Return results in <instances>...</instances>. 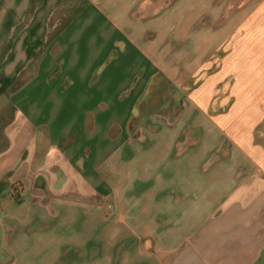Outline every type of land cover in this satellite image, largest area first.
<instances>
[{"label":"crops","instance_id":"0c3cea01","mask_svg":"<svg viewBox=\"0 0 264 264\" xmlns=\"http://www.w3.org/2000/svg\"><path fill=\"white\" fill-rule=\"evenodd\" d=\"M212 3L0 0V83L35 64L5 97V264H264V0L200 30ZM158 77L186 104L130 123Z\"/></svg>","mask_w":264,"mask_h":264},{"label":"rangeland","instance_id":"374dc122","mask_svg":"<svg viewBox=\"0 0 264 264\" xmlns=\"http://www.w3.org/2000/svg\"><path fill=\"white\" fill-rule=\"evenodd\" d=\"M255 1L256 0H214L212 6L221 8V17L215 19L210 25L208 23L209 21L211 23V20L206 18V16L200 17L195 20V27H199L200 30L207 26L212 27V25L218 28L222 25L224 17L254 6ZM34 69L35 67L30 68L29 66L27 69L23 70L19 76L20 78L16 82L3 83L1 81L2 83H0V87L3 89V91H0V94L4 95L2 96V99H0V111L2 110L0 114V146L6 144L9 137L10 126L15 122L14 108L9 102V99H6L5 97L15 91L27 78L33 76ZM27 70H29L30 73H27ZM205 78L206 74H202L199 77L201 82H203ZM187 89L185 83H175L167 79H162L159 82L158 77V80L152 83L151 89L147 94L148 96L141 100H137V109L133 115L129 116L128 121L138 126L139 124L148 121L153 112L165 113L166 118L169 121H173L177 115V111L187 102ZM136 133H138V130L134 131V134ZM12 186L14 188L12 192L14 201L21 202L23 196L20 191L16 190L21 188V192H23L25 185L22 182H15ZM9 260L10 256L5 255L0 247V264H5V262H8Z\"/></svg>","mask_w":264,"mask_h":264},{"label":"built area","instance_id":"2783aa9c","mask_svg":"<svg viewBox=\"0 0 264 264\" xmlns=\"http://www.w3.org/2000/svg\"><path fill=\"white\" fill-rule=\"evenodd\" d=\"M34 62L32 60L29 61V63L23 68V70L27 69L29 66L30 68L34 67ZM27 73H30L29 70H27Z\"/></svg>","mask_w":264,"mask_h":264}]
</instances>
